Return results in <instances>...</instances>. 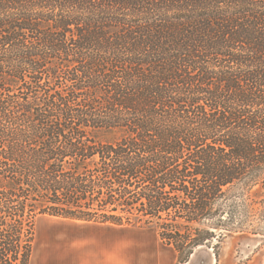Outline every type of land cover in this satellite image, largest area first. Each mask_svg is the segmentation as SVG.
I'll return each instance as SVG.
<instances>
[{"label": "trees", "instance_id": "obj_1", "mask_svg": "<svg viewBox=\"0 0 264 264\" xmlns=\"http://www.w3.org/2000/svg\"><path fill=\"white\" fill-rule=\"evenodd\" d=\"M42 215L264 235V0H0V264Z\"/></svg>", "mask_w": 264, "mask_h": 264}, {"label": "rangeland", "instance_id": "obj_2", "mask_svg": "<svg viewBox=\"0 0 264 264\" xmlns=\"http://www.w3.org/2000/svg\"><path fill=\"white\" fill-rule=\"evenodd\" d=\"M96 137L100 140L111 138L104 133H98ZM63 220V221H61ZM66 219L55 218L50 216H38L35 221V237L33 242V261L30 264H39L40 258L42 257V249L44 247V240L51 237L50 229L54 232L65 230L69 222ZM108 224L107 226H109ZM114 226V227H110ZM108 229H114L116 231H125L123 234L119 233L117 236H124V233L128 235H134L133 239L143 241L149 249L158 252L159 255H164V258L168 256V247L164 246L159 241L156 231L153 227H135V226H115L110 225ZM139 233V234H137ZM53 238L56 239L55 234H52ZM139 246L134 244L132 250L134 261L136 263L137 257L135 254L139 253ZM55 246L46 245L44 247V254L46 259L44 264H48L47 259L51 257H59V253L52 249ZM46 248V249H45ZM137 256V255H136ZM150 256L149 264H156L158 260ZM166 260V259H164ZM171 264L177 263V255L174 254V261ZM185 264H264V235L256 234L252 235L249 233H235L230 234L225 238H219L213 240L206 246L199 247L194 250L193 254Z\"/></svg>", "mask_w": 264, "mask_h": 264}, {"label": "crops", "instance_id": "obj_3", "mask_svg": "<svg viewBox=\"0 0 264 264\" xmlns=\"http://www.w3.org/2000/svg\"><path fill=\"white\" fill-rule=\"evenodd\" d=\"M65 222H69L68 228L65 230L54 232L50 229L49 231L51 237L47 238L45 244L55 246L52 249L59 253V257L56 256L48 264H134L132 253L134 244L140 245L139 253L135 254V257H137L135 264H149V255L158 260L156 264H171L174 261V254L176 253L171 247L166 246L168 247V256L164 258V255H159L158 252L144 245L142 240L138 242V239H133V233L131 235L124 233V236H117L118 232L123 234L125 231L108 229L110 226H107L108 224L70 220ZM53 233L56 239L53 238ZM42 257L39 264L45 262Z\"/></svg>", "mask_w": 264, "mask_h": 264}, {"label": "bare ground", "instance_id": "obj_4", "mask_svg": "<svg viewBox=\"0 0 264 264\" xmlns=\"http://www.w3.org/2000/svg\"><path fill=\"white\" fill-rule=\"evenodd\" d=\"M45 241H46V240H44V242H45ZM45 246H46V244H44V247H45ZM44 247H43V249H42V254H43V257H42V258H43V260L46 259V255L44 254ZM45 249H46V248H45ZM33 255H34V254L32 253L31 262L33 261ZM47 260H49V261H48V263H49V262H52V260H54V258L51 257L50 259H47ZM44 261H45V260H44Z\"/></svg>", "mask_w": 264, "mask_h": 264}]
</instances>
